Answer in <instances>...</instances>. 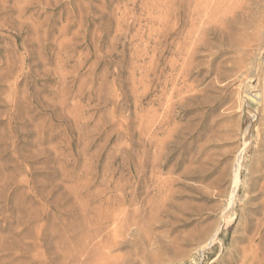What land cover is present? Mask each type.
I'll list each match as a JSON object with an SVG mask.
<instances>
[{
  "label": "rangeland",
  "instance_id": "1",
  "mask_svg": "<svg viewBox=\"0 0 264 264\" xmlns=\"http://www.w3.org/2000/svg\"><path fill=\"white\" fill-rule=\"evenodd\" d=\"M163 1L0 0V264H56L98 195L137 213L114 262L264 264V0L193 47Z\"/></svg>",
  "mask_w": 264,
  "mask_h": 264
},
{
  "label": "bare ground",
  "instance_id": "2",
  "mask_svg": "<svg viewBox=\"0 0 264 264\" xmlns=\"http://www.w3.org/2000/svg\"><path fill=\"white\" fill-rule=\"evenodd\" d=\"M188 1H189V3L188 4L186 3L187 4L186 9L188 10L187 12H188V16L190 17V20H189V27H188L189 29L187 31V38L189 39L190 46L193 47V45H196L201 39L202 40L205 39V34L208 31L210 33L211 27H213L215 24H217L218 21L221 20L220 19L221 12L225 11V9L227 7H229V5H227L229 1L228 0H188ZM163 2L165 3L166 0ZM182 3H184V1H182ZM165 5H166V3H165ZM178 5H179V3H178ZM178 5H177V7H178ZM169 8H170V6H169ZM230 8H233V7H230ZM167 10L168 9H166L163 12L167 13ZM169 12H170V10H169ZM225 13L227 14V12H225ZM233 14H232V16H234ZM263 16L264 15H262V17H261V21L264 18ZM168 19H169V17H168ZM165 20H167V19H165ZM227 22H228V20H227ZM259 22H260V20H259ZM263 22L264 21L260 22L261 26H262L261 28L264 27ZM166 24H167V22H166ZM221 24H223V22ZM223 26H225V25H223ZM167 27H168V25H167ZM250 27H252V26H250ZM225 28H226V26H225ZM253 29H256V28H253ZM214 30H215V28H214ZM214 30H212V31H214ZM257 34H258L257 35L258 37H262L264 35V30L260 29L259 33H257ZM236 36H238V35H236ZM245 36L246 35H244V38H245ZM257 36H256V38L258 39ZM246 40L247 39H245V41ZM248 40H250V39H248ZM246 43H244V44H246ZM247 45H245L244 47H246ZM194 47H196V46H194ZM239 55H240V53H239ZM241 55H243V56L241 58H239V60H236L235 64H236V67L238 69H240L239 71H243L245 73V75H244V73L242 74V76L244 75L243 76L244 79H247V78L249 79L250 78L249 72L251 71V68L254 67L258 70L259 67L261 68V65L258 63H255V61L251 57L247 58L246 53H243ZM235 76L237 77V75H235ZM240 89H242V88H239L237 96H240V93H241ZM240 98H241V96H240ZM253 102H254L256 107L260 106V107H263L262 110L264 109V98L257 97ZM254 113H257V110H254L253 114ZM87 202L90 203V205H91L90 206L91 214L89 216L88 215L86 216L85 215L86 212L85 213L83 212V214L85 216H83L81 218L80 217L77 218L78 222L76 224H72L71 226H69V229L71 232L69 233L68 239L59 238L58 242L60 243L62 251H60L61 257L60 258L57 257V259H56V264H121V263L114 262V260H112L111 253L120 244V242L122 240H124V237L128 233H130L129 231L132 229V227H134L136 225V219H135L136 218L135 216L137 214L136 211H130L129 212V210H130L129 206L131 205L132 201H129V203H127V200L125 198L121 199V198H114L112 196L98 195L96 197L89 198L87 200ZM131 213H133V214H131ZM135 228L136 227H134V229ZM211 239H212V237H211ZM205 243L208 244L210 242H205ZM52 264H53V262H52Z\"/></svg>",
  "mask_w": 264,
  "mask_h": 264
}]
</instances>
